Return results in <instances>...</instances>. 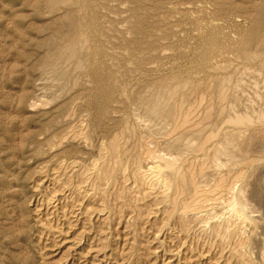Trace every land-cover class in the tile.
Listing matches in <instances>:
<instances>
[{
  "label": "rangeland",
  "instance_id": "1",
  "mask_svg": "<svg viewBox=\"0 0 264 264\" xmlns=\"http://www.w3.org/2000/svg\"><path fill=\"white\" fill-rule=\"evenodd\" d=\"M263 118L264 0H0V264H264Z\"/></svg>",
  "mask_w": 264,
  "mask_h": 264
},
{
  "label": "bare ground",
  "instance_id": "2",
  "mask_svg": "<svg viewBox=\"0 0 264 264\" xmlns=\"http://www.w3.org/2000/svg\"><path fill=\"white\" fill-rule=\"evenodd\" d=\"M204 98V97H203ZM204 100V99H203ZM201 103H200V105L202 104V102L203 101H200ZM154 103L155 104H152V105H150V108H149V110H150V112L153 114V115H159L160 113H163L164 115H166L167 117H170V116H172L173 115V113H174V110L173 109H171V108H169V107H165L162 103H160L158 100H156L155 99V101H154ZM192 106V105H191ZM197 106H199V105H197ZM199 108V107H198ZM196 109V108H195ZM212 109V108H211ZM189 110V109H188ZM208 110H209V108H208ZM206 111V110H205ZM209 112H211L210 110H209ZM193 113V112H192ZM207 113V112H206ZM205 113V114H206ZM241 115V114H240ZM196 116H198V115H196ZM206 116V115H205ZM209 116V115H208ZM207 116V117H208ZM184 118V117H183ZM185 119H186V117H185ZM185 119H183V120H185ZM264 119V118H263ZM178 120V119H177ZM176 120V121H177ZM234 121V123L235 124H237V125H241V124H248L249 123V121L247 120V118H236L235 120H233ZM251 121V120H250ZM182 123H183V121H182ZM180 124H181V122H180ZM179 124V125H180ZM175 125V124H174ZM178 125V126H179ZM182 126H179V128H181ZM193 127H194V125H193ZM177 129V128H176ZM176 129H174V130H176ZM190 129V128H189ZM237 129H239V128H237ZM186 130H187V128H186ZM218 131V130H217ZM172 132V131H171ZM182 132V131H181ZM184 132V131H183ZM182 132V133H183ZM218 133V132H217ZM216 133V134H217ZM254 133V132H253ZM216 136V135H215ZM213 137V136H212ZM252 137V136H251ZM256 138V137H255ZM205 139V138H204ZM249 141H250V139H248ZM205 141V140H204ZM112 142H114V141H112ZM111 142V143H112ZM246 142V141H245ZM119 144V143H118ZM111 145V144H110ZM114 144H112V146H113ZM135 145V144H134ZM205 145V144H204ZM116 146V145H115ZM229 146H230V144L229 143H226L223 147H222V149H221V151L222 152H224V153H228V154H230V155H232V151L229 149ZM201 147H203V145H201ZM113 149H114V146L112 147ZM115 148H117V147H115ZM149 149V148H148ZM243 149V148H242ZM255 149V148H254ZM199 150V149H198ZM125 151V150H124ZM128 151V150H127ZM142 151V150H141ZM196 151V150H195ZM254 151V150H253ZM147 153V152H146ZM114 154V153H113ZM144 155H145V153H144ZM110 156V155H109ZM243 162H244V160H243ZM202 165V164H201ZM204 165V164H203ZM202 165V166H203ZM201 166V167H202ZM208 166V165H207ZM200 167V168H201ZM168 169V168H167ZM189 170V169H188ZM200 170V169H199ZM194 171V170H193ZM174 174V173H173ZM192 174V173H191ZM193 176L191 175V178H192ZM233 178V177H232ZM193 179V178H192ZM184 185V184H183ZM230 186V185H229ZM183 187H185V190L186 189H188V185L186 184V185H184ZM218 187H220V186H218ZM227 187V186H226ZM184 191V190H183ZM183 193V192H182ZM200 193V192H199ZM181 195V194H180ZM179 196V195H178ZM194 197V196H193ZM203 198V197H202ZM200 199V198H199ZM199 199H196L195 201H197L198 202V200ZM190 201V200H189ZM188 201V202H189ZM195 201L194 202H192V203H195ZM203 201V200H202ZM183 202V201H182ZM187 202V203H188ZM187 203H185L184 202V205L185 204H187ZM183 205V206H184ZM190 205V204H189ZM187 206H188V204H187ZM185 207V206H184ZM183 207V208H184ZM191 207V206H190ZM188 208V207H187ZM185 209V208H184ZM244 216V215H243Z\"/></svg>",
  "mask_w": 264,
  "mask_h": 264
}]
</instances>
